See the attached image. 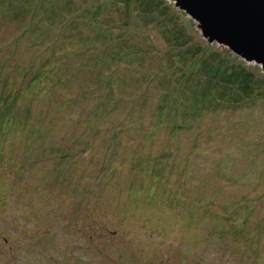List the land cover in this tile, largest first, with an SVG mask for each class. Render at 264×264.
I'll use <instances>...</instances> for the list:
<instances>
[{"label": "rangeland", "instance_id": "1", "mask_svg": "<svg viewBox=\"0 0 264 264\" xmlns=\"http://www.w3.org/2000/svg\"><path fill=\"white\" fill-rule=\"evenodd\" d=\"M116 1L0 0V264H264V98Z\"/></svg>", "mask_w": 264, "mask_h": 264}, {"label": "trees", "instance_id": "2", "mask_svg": "<svg viewBox=\"0 0 264 264\" xmlns=\"http://www.w3.org/2000/svg\"><path fill=\"white\" fill-rule=\"evenodd\" d=\"M118 1V3H123V5L126 7L125 12L128 13V10L130 8H135L138 12L140 11L142 15H145L147 19H150L155 24L160 25V33L165 38L167 45L172 49L178 50L171 52L170 54H177V56L179 57V62H182L183 67H185L181 72V76L191 78L192 88L189 90V92L191 91L193 93L196 84L200 85L199 82L201 78H203L206 83L205 89H202V92L199 91V95L197 94V97H208L211 101H214V105H218V103H221V101L219 100L225 102V98H229V95L231 96L230 92H235L236 94H233L232 98L230 97L227 102H233V104L236 105L239 104L238 101H240V95H242L247 100V102L259 99L262 100L264 98V73L262 72L260 66H252L250 63H247L239 56L235 55L227 49L222 48V52H225L227 55H232V60L225 59L221 55L219 56V54L217 53H211L207 57H205V59L201 60L203 68V72L200 75L201 78H197L198 74L193 71L190 75L187 76L186 70L188 69V67H190V64L195 59L197 54H199L200 49L199 44L194 41V24L196 23L191 17L187 18L188 15L184 11L176 7L174 2H172L171 0ZM114 2L117 1L114 0ZM13 5L16 11H20V13H22V7H20L19 9L17 8V4L13 3ZM49 5L51 7L53 3H50ZM55 5L56 3L54 4V6ZM103 6L104 4H100L99 7L102 8ZM182 18H186L187 20L181 21ZM191 28L193 30H191ZM85 39L86 41L89 40V38ZM204 41L207 44L206 40ZM213 54L215 55V57H213ZM117 56L119 55L114 54V57ZM208 59L211 60L208 61ZM189 61L191 62L189 63ZM207 73L211 74L207 76ZM48 74L49 73L46 72L45 74L44 72V75ZM211 86L213 87V89H211ZM5 100L7 99H3L4 102H6ZM13 103H15V101H13ZM188 103L189 105L193 104L192 99L188 100ZM12 112V106H10L9 108H3L1 114L5 113L3 117L8 116L7 118L9 120ZM250 251V253H252V251L254 250Z\"/></svg>", "mask_w": 264, "mask_h": 264}, {"label": "water", "instance_id": "3", "mask_svg": "<svg viewBox=\"0 0 264 264\" xmlns=\"http://www.w3.org/2000/svg\"><path fill=\"white\" fill-rule=\"evenodd\" d=\"M201 36L255 63L264 73V0H171Z\"/></svg>", "mask_w": 264, "mask_h": 264}]
</instances>
